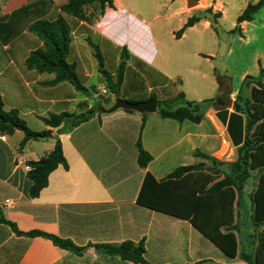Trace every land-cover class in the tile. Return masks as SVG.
<instances>
[{
	"label": "crops",
	"instance_id": "crops-1",
	"mask_svg": "<svg viewBox=\"0 0 264 264\" xmlns=\"http://www.w3.org/2000/svg\"><path fill=\"white\" fill-rule=\"evenodd\" d=\"M35 1L1 2L0 19ZM52 1L57 8L67 2ZM258 1L240 0L232 6L228 0H197V5L191 7L188 0H155L149 13L145 8L149 0H114V7L107 8L93 24H76L73 41L79 33L81 44L88 45V39L97 44L104 64L106 44L116 51L119 64L126 48L130 55L126 61L128 68H135L139 61L169 81L179 77L183 86L191 77L208 78L193 61L209 64L219 53L234 59L247 53L248 64L240 76L243 83L247 76L258 77L264 68V7L251 20L238 22L248 4ZM229 7H236L237 12L230 28L224 29L221 22ZM209 8L221 14L218 32L210 21L201 20L177 35L193 14ZM171 21L174 26L166 28L165 23ZM200 28L215 36L213 44L219 46L216 52H204L202 41L185 46ZM220 33L228 36L227 45H222ZM42 47L43 42L28 29L7 43L0 37V99L5 112L16 111L33 131L53 132L51 138L30 140L21 147L25 137L22 130L16 129L12 134L0 131V219L14 223L22 232L41 231L71 240L82 252L62 249L43 237L19 236L0 221V264H137L103 254L96 248L126 241H144L145 259L151 264H256L255 259L249 263L240 255L228 257L188 220L138 203L148 173L164 180L178 167L207 164L208 160L194 156L196 151L222 160L230 145L227 128L217 116L221 110L211 109L204 120L195 123L162 118L158 112L144 115L119 109L109 114L98 112L74 127L49 128L43 121L49 114L68 113L75 119L94 105L89 101L93 98L90 94L78 91L68 82L54 83V74L27 67L31 52ZM86 56L85 59L78 53L72 62L83 86L91 91L94 85L90 81L98 79L100 66L95 56ZM210 69L212 78L207 89L218 91L217 96L190 100L184 89L181 93L185 100L202 102L228 93L234 98L239 93L240 88H234L228 75L216 74L213 65ZM99 85L106 87L105 83ZM155 87L161 91L165 86ZM153 89L151 86L148 94ZM192 93L198 95V87ZM177 96H164V100ZM121 97L129 100L128 96ZM114 103L109 100L101 107L108 109ZM140 136L143 148L152 156L145 168L138 164ZM56 139L62 143L68 168L60 166L53 171L47 187L32 198V182L25 165L50 154ZM252 173L256 176V172ZM7 200L11 203L6 204ZM248 214L241 213L237 219L239 253L252 252L257 244H253L254 227ZM245 218L249 224L242 226Z\"/></svg>",
	"mask_w": 264,
	"mask_h": 264
},
{
	"label": "trees",
	"instance_id": "trees-1",
	"mask_svg": "<svg viewBox=\"0 0 264 264\" xmlns=\"http://www.w3.org/2000/svg\"><path fill=\"white\" fill-rule=\"evenodd\" d=\"M1 1V0H0ZM114 7V0H67L59 8L55 7L52 0H37L25 7L13 12L10 17L0 19V37L4 43L19 36L26 29L43 42V47L31 52L26 60V65L31 70L40 73L54 74V83L68 82L78 91L92 94L80 81L76 64L70 62L71 47L73 42V30L79 22L93 24L100 18L107 8ZM264 7V0L257 3H249L244 12L238 17V22L248 21L253 15ZM91 8L96 11L88 14ZM1 11V4H0ZM220 13H213L212 9L198 11L193 14L178 32L180 36L188 27L194 26L201 20H208L218 32V19ZM88 43L94 49V56L100 66V73L104 83L111 93H120V87L125 83V78L130 72L135 74L138 70L147 68L145 64L137 61L135 68H127L126 61L130 55L126 48L122 51V58L116 80L105 69L102 52L97 44L90 39ZM127 72V75H125ZM126 76V77H125ZM250 86L249 94L242 99V92ZM156 98L155 94H146L139 100L131 102H143ZM227 96L217 99L204 100L202 102H190L185 100L184 93H179L174 99L159 101L158 113L162 118H171L178 122L186 120L200 123L205 119L206 106H224L228 102ZM234 110L245 115V140L241 147L237 148V159L233 162H221L200 151L194 152V156L211 161L209 168L206 163H198L192 166H182L175 169L166 179L157 180L151 174H147L138 196L141 206L160 211L171 216L188 220L202 235L209 239L223 253L230 258L240 255L241 259L251 263L255 259L256 264H264V68L258 77L247 76L234 101ZM204 110V111H205ZM221 110V108H217ZM134 112V111H130ZM98 113L93 108L81 117L76 116L74 127L90 116ZM147 115V114H144ZM73 115L68 113L50 114L43 119L49 128H65L67 118ZM16 129L25 133L21 143L23 147L30 140H41L53 137L49 129L33 131L21 120L16 111L5 112L4 104L0 99V131L12 134ZM138 164L145 168L152 160V156L143 148L141 136L137 141ZM32 170L28 171L32 182L30 196L36 198L47 187L50 174L58 167L68 168L63 153L62 143L56 139L54 150L39 161L28 163ZM228 166V171H220L219 166ZM256 172L258 182L251 195V203L248 218L254 227L256 239L255 250L239 253L240 242L236 231H239L237 219L241 218L238 201L244 197L245 188ZM0 221L9 225L19 236L43 237L51 240L56 246L80 254L82 249L71 240L41 231L22 232L18 227L1 218ZM101 253L119 257L123 261L137 264H151L145 259L144 241L134 243L126 241L121 244L96 245Z\"/></svg>",
	"mask_w": 264,
	"mask_h": 264
},
{
	"label": "rangeland",
	"instance_id": "rangeland-1",
	"mask_svg": "<svg viewBox=\"0 0 264 264\" xmlns=\"http://www.w3.org/2000/svg\"><path fill=\"white\" fill-rule=\"evenodd\" d=\"M3 1H6V0H1L0 4ZM137 1H139L140 3H143L144 1L147 2V0H137ZM154 1L155 0H149L150 3L145 4L146 5L145 8L149 13L152 12V10L154 9L153 7ZM228 2L232 4V6H237L240 3V0H228ZM93 11H96L95 8H91L88 11V14H90ZM236 12H237L236 7L228 8V15L226 16L224 21L221 22L222 28L224 29L230 28V26L232 25V22L235 20ZM165 15L167 14L165 13ZM165 26L166 28H169L168 26H174V23L173 21H171L170 23H165ZM219 36L222 41V45L223 46L224 44L227 45L228 44L227 42L229 39L228 36L223 33H220ZM78 37H79V33H76V38L72 43L70 62L74 61L77 58L78 53L82 54V57H84L85 59L87 58L86 55L92 54L94 56V53H95L93 47L89 43H87L88 45L81 44L82 41L80 43ZM214 37L215 36H212L209 32H203L202 29L200 28L198 34L191 35V38L188 40V42H186L185 46L188 47L189 42L193 43L195 41H200V42L202 41L203 46H201V49L204 50V52H213V51L216 52V48L218 50L219 46L218 45L216 46L213 44ZM104 48H106V53H107L105 57V69L109 72V74L113 76L114 80H116L118 69L120 66L119 62L116 59L117 53L115 50H113L111 46H108L107 44L104 46ZM193 63L200 65L202 74L206 73L208 75L207 80H202L201 78L199 79V77L198 78L191 77L190 79H187L185 86H183L181 84V80L179 79V77H176L173 81H169L167 78L157 74L155 71L149 68H144V69L138 70L135 74L130 72L127 77L125 76L126 77L125 83L121 85L119 95L128 96L129 100H139L140 98L146 96V94L149 91V88L152 86L154 89L151 92V94H155L156 98H158V102L168 101V100H164V96H169V97L177 96L179 93L184 92V89H186L189 92L188 95H189L190 100H197L198 97L203 98V99L204 98H214L215 96H217L218 91L216 92V91H211L210 89H207L208 88L207 86L210 85L211 78H212V75L210 73L212 70L210 69L211 65L215 66L216 74L228 75L231 78V82L234 88H241L242 82H241L240 76H241L242 70L248 64V54L245 53V56L243 58L241 56L240 57L236 56V58L234 59V57H227L225 55L223 56L221 55V53H219L216 59H211V63L209 64H206L202 60H199L197 62L193 61ZM125 75H127V72ZM97 80L93 79L90 81V84L94 86L91 88V92H92L91 96L93 98H91L89 101L91 104L94 105V108H98L101 106L104 107L103 105L104 103H106L109 100L115 101L117 97V93L114 94L109 91H108V95L101 93L102 87H100L99 84L104 83V78L102 74L99 73ZM155 86H165V87L160 91L159 89H156ZM194 87H198V92H199L198 95H195L192 93V90ZM249 90H250V86H248L242 92L241 94L242 99H245L247 97V95L249 94ZM226 96L229 98L228 102L231 100L234 105V101L236 100L237 95L234 96V98H231V96L228 93L226 94ZM226 107H227V104L224 106L215 105L214 107L206 106V110L204 109L205 111L204 110L202 111L204 112V114H206L211 109L221 108V110H223ZM233 107L231 108V112H235ZM49 115L47 117H49ZM82 115L83 114L79 116L81 117ZM243 116L245 117V115ZM72 118L73 117L67 118V121H66L67 124L65 125V128L69 127V125L74 123L75 119H73L72 121ZM245 123H246V117H245ZM33 128H36V127H33ZM228 140H229V145H230L229 150L226 153V155L222 158V160H220L223 163L232 162L236 160L237 158V148H235L232 145L229 138ZM207 165H209L208 167L210 168L212 166L211 161H208ZM218 169L220 171H224V170L228 171V166L221 165L218 167ZM256 183H257V176H252V178L249 180L245 188L244 197L238 201V207H240L241 213L249 212L250 203H251V195L253 194V191L255 190ZM243 220L244 222H241L242 226H247V224H249V221H247V218ZM252 238L254 239L253 244H255L256 239L254 238V236Z\"/></svg>",
	"mask_w": 264,
	"mask_h": 264
},
{
	"label": "water",
	"instance_id": "water-1",
	"mask_svg": "<svg viewBox=\"0 0 264 264\" xmlns=\"http://www.w3.org/2000/svg\"><path fill=\"white\" fill-rule=\"evenodd\" d=\"M189 5L194 7L197 5V0H188ZM158 99L153 98L143 102H131L122 98L119 93L115 99V103L112 107L105 109L98 107L97 111L104 114L115 112L119 109L134 111L141 114H154L158 112ZM233 102L230 100L227 103V107L218 112V117L221 122L226 126L229 138L232 145L235 148H239L243 145L245 140V117L237 112H231ZM74 118H72L73 121ZM94 252V248H90Z\"/></svg>",
	"mask_w": 264,
	"mask_h": 264
},
{
	"label": "built area",
	"instance_id": "built-area-1",
	"mask_svg": "<svg viewBox=\"0 0 264 264\" xmlns=\"http://www.w3.org/2000/svg\"><path fill=\"white\" fill-rule=\"evenodd\" d=\"M101 93L102 94H106V95H108V90H107V88L106 87H102L101 88ZM25 168H26V170L27 171H30V170H32V167L30 166V165H25ZM11 203V201L10 200H7L6 201V204H10Z\"/></svg>",
	"mask_w": 264,
	"mask_h": 264
}]
</instances>
